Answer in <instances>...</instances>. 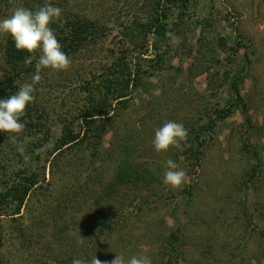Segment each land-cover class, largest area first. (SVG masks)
Here are the masks:
<instances>
[{
    "label": "rangeland",
    "instance_id": "1",
    "mask_svg": "<svg viewBox=\"0 0 264 264\" xmlns=\"http://www.w3.org/2000/svg\"><path fill=\"white\" fill-rule=\"evenodd\" d=\"M147 3L71 0L76 11L110 21L111 30L93 51L71 57L67 71L44 70L34 85L47 110L52 143L65 120L83 130V91L100 81L123 28L136 15L144 17ZM170 13L172 22L181 11L173 7ZM183 18L164 70L146 78L126 108L110 114L100 147L94 149L92 139L55 163L54 173L48 164L46 180L33 189L21 213L0 216V264H69L73 248L81 254L91 242L94 249L90 244L82 257L89 264L96 259L112 264L118 255L125 264L132 256L168 264L169 241L177 231L180 257L173 264H264V0H196ZM241 71L246 110L235 107L229 117L216 118L215 110L233 101L231 80ZM193 118L217 119L198 166L184 157L175 161V149L155 151L158 128L169 120L185 126ZM127 140L161 180L154 188L132 184L105 195L119 143ZM253 148L263 165L250 179L257 164ZM19 153L2 152L8 171L18 166ZM169 159L187 174L179 189L163 183ZM5 177L0 171V183Z\"/></svg>",
    "mask_w": 264,
    "mask_h": 264
},
{
    "label": "trees",
    "instance_id": "2",
    "mask_svg": "<svg viewBox=\"0 0 264 264\" xmlns=\"http://www.w3.org/2000/svg\"><path fill=\"white\" fill-rule=\"evenodd\" d=\"M195 1L149 0V4L147 3L143 8V12L146 11L144 17L136 15L123 28L117 47L108 55L109 64L100 81L87 86L86 92L83 91L86 94L84 106L81 109L83 130L75 129V121L65 120L60 135L52 143V127L47 126V119L49 120L47 110L41 106L38 88L34 87L35 100L27 108L22 119L25 124L23 133L15 139L10 138L8 133L0 134V171L6 174L0 183V216L15 217L21 213L33 189L46 180L48 164H50L51 173H54L55 163L59 164L61 159L68 158L73 151L79 152L84 148L83 146L91 143L92 139L94 140L93 148L100 147L102 135L105 134L111 119L110 114L117 107L126 108L133 92L141 88L144 80L164 70L167 58L172 53L173 44L171 43L178 36L176 33L180 31V27L187 21L183 17L189 14ZM45 2L46 0H0V18L10 15L16 7L35 10ZM51 2L62 10L64 22L54 23L52 27L63 50L70 58L93 51L96 45L108 35V30H111L110 21L76 11L71 5V0H51ZM173 7H178L181 14L178 16L179 19L171 22L169 16ZM28 55L27 52L18 51L7 34L0 39V98L11 96L23 84L32 82V76L36 72L35 60L31 65H26L25 59ZM242 70L244 71V68ZM243 71L231 80L233 101L222 109L217 108L216 118L229 117L235 107L246 110V103L238 86L243 80L241 74ZM216 120L211 118L207 123H201L193 118L186 123L185 128L189 135L183 145V151L175 149L173 155L175 161L184 157L189 163L198 166L205 153L206 134L214 132ZM21 146L25 151L23 154L19 153L16 159L18 166L15 164V167L8 171L2 163V152L8 149L17 151ZM118 151V154L115 151L117 167L113 179L105 185V195L125 185L135 184L154 188L155 184L160 182V174L149 162L141 160L132 142L127 140L119 143ZM252 152L257 164L252 167L250 179L261 173L260 167L263 165L258 149L253 148ZM20 161L22 166L19 164ZM7 174L13 181L6 182ZM100 233L103 231L95 234L97 238H100ZM179 234L178 231L171 234L169 246L172 252L170 257L167 256L168 264H173L171 261L178 262L180 257L176 246L180 238ZM90 244L94 249L91 242L89 247L83 248L81 254L76 253L73 248L74 255L69 264H74L76 260H79L81 264H89L90 262L82 257L91 250Z\"/></svg>",
    "mask_w": 264,
    "mask_h": 264
},
{
    "label": "clouds",
    "instance_id": "3",
    "mask_svg": "<svg viewBox=\"0 0 264 264\" xmlns=\"http://www.w3.org/2000/svg\"><path fill=\"white\" fill-rule=\"evenodd\" d=\"M62 10L56 7L51 0L38 9L16 7L10 15L0 18V35L7 34L13 40L18 51L27 52L26 65H31L35 60L36 72L31 83L23 84L19 90L6 98H0V134L8 133L10 138L23 133L25 124L22 122L27 108L35 100L34 85L42 79V70L50 69L54 72L67 71L71 58L63 50L62 44L53 29L54 23H63ZM189 133L185 126L176 121L169 120L155 131L152 141L157 153H167L172 149L183 151V145ZM24 153V148H18ZM187 174L172 159L166 161L163 183L173 189H179L186 182ZM74 264H81L79 260ZM93 264H101L96 259ZM112 264H125L124 259L118 257ZM126 264H152L148 256H132Z\"/></svg>",
    "mask_w": 264,
    "mask_h": 264
}]
</instances>
